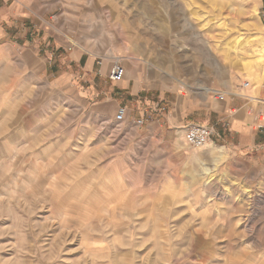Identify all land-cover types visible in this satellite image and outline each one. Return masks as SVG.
<instances>
[{"label":"rangeland","instance_id":"rangeland-1","mask_svg":"<svg viewBox=\"0 0 264 264\" xmlns=\"http://www.w3.org/2000/svg\"><path fill=\"white\" fill-rule=\"evenodd\" d=\"M12 9L0 54L35 48L52 68L0 58V264H264V166L221 141L190 148L165 104L143 139L150 113L138 126L124 105L117 124L77 79L59 86L53 60L89 58L104 89L118 61L152 98L214 102L261 82L264 0H0Z\"/></svg>","mask_w":264,"mask_h":264},{"label":"crops","instance_id":"crops-1","mask_svg":"<svg viewBox=\"0 0 264 264\" xmlns=\"http://www.w3.org/2000/svg\"><path fill=\"white\" fill-rule=\"evenodd\" d=\"M14 10L8 12L0 10V19L7 20L10 15L15 13ZM16 52L11 51L5 56L0 54V58L16 59L10 65L22 67L26 73L29 72V74L35 76L46 74L52 68L50 67L51 58L48 55L49 53L40 56L39 50L35 48L20 53ZM53 55L57 68L65 70L58 81V85L64 87V89L68 83L77 79L76 81L80 83H76L77 88L74 86V93L83 94L87 96V99H97L96 104L104 103L110 105L112 109L115 107L119 109L126 108L124 105L135 103L139 118L144 116L145 113H150L153 121L146 124L140 134L138 133V135H142L143 139H150L152 142L158 139L159 133L155 124L160 122L161 115L153 113L150 109L154 111L157 104H165L168 107V114L163 116L162 119L163 123H166L171 129L185 131L190 125H206L213 130L209 144H213V140L221 141L238 151L251 154L253 157L250 160H255L256 165L264 166L263 71L260 72L259 76L261 82L254 83V86L249 85L240 95L229 94L223 102L213 99L214 102L196 103L192 101L193 98H181L180 93L176 92L168 94L164 92L152 98L155 94L135 87L133 80L128 78L127 75L126 78L124 75V79L120 83L113 84L115 85L114 88L104 89L100 86L96 74L93 73L94 62L90 61L89 58L78 54H70L67 57L60 53H54ZM73 72H76L78 76H74ZM238 89L241 91V86ZM216 92L219 91H214L213 94ZM77 98L86 101L85 98ZM146 105L148 109H144ZM260 118H263L262 122ZM220 148L223 150L222 147Z\"/></svg>","mask_w":264,"mask_h":264},{"label":"built area","instance_id":"built-area-1","mask_svg":"<svg viewBox=\"0 0 264 264\" xmlns=\"http://www.w3.org/2000/svg\"><path fill=\"white\" fill-rule=\"evenodd\" d=\"M9 0H4V2H7ZM125 70L124 67L118 62L115 61L111 64L107 78L108 80L113 83L117 84L120 83L124 79ZM249 87V83L245 82L242 85V89L240 93L243 90H246ZM229 95V93L224 92H216L214 93L213 99L218 102H223L226 98V96ZM232 95V94H230ZM233 95H240V94H233ZM161 112H164V108L160 109ZM127 115V110L125 108H119L116 112V115H114V121L119 124L122 123L125 120V117ZM144 123H146V119L140 118L137 120L138 126H142ZM213 135V130L206 126V125H190L185 130V142L187 146L193 149H200L203 147H206L209 145L210 137Z\"/></svg>","mask_w":264,"mask_h":264}]
</instances>
